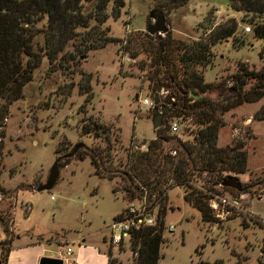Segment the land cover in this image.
<instances>
[{"label": "rangeland", "instance_id": "374dc122", "mask_svg": "<svg viewBox=\"0 0 264 264\" xmlns=\"http://www.w3.org/2000/svg\"><path fill=\"white\" fill-rule=\"evenodd\" d=\"M96 2L83 0V12L90 14ZM153 10L152 0H125L119 18L110 17L101 31L115 41L131 38V45H137L136 40L141 42L138 37L143 38L154 23L149 18ZM231 19L237 22L236 34L211 48V64L203 71L205 83L227 81V88L240 63L257 72L263 68L260 54L264 39L256 37L253 29L254 24L264 25V17H244L230 8L228 0H190L165 16L173 38L190 44L206 41L210 29ZM246 27L250 32L244 31ZM74 49L75 45H68L62 66L53 70L44 58L32 82L17 101L8 105L7 115L0 120V186L4 190L0 242H14L26 230L56 242L77 236L79 230L95 232V239L104 238L102 246L111 255V264H133L130 239L114 247L109 242L108 227L129 205L148 210L154 203L150 212L155 217L159 205L149 193L131 198L124 191L128 154L142 152V146L148 149L155 140L154 110H170L162 121L161 133L178 141L194 143L200 126L193 117L170 115L172 107L165 101L168 92L155 91L140 69L147 61L143 54L132 59L117 42L90 51L85 57ZM155 98L158 102L153 108L142 107L141 100L154 102ZM217 117L223 126L216 147L224 149L236 142L244 145L247 171L237 178L242 185L250 186L248 193L238 195L222 185H213L205 174L194 176L193 188L212 197L208 204L213 222L204 223L201 214L184 201L183 189L163 186L165 229L158 264H264V97ZM175 122L179 130L172 134L169 127ZM92 123L101 127L98 134H94ZM83 127L92 133L82 135ZM175 139L163 144L164 152L178 145ZM77 144L101 153L102 176L96 174L89 158L69 157ZM58 159L56 184L49 191L36 192L46 183ZM104 170L116 171L113 181L106 179ZM151 182L155 183L153 179ZM213 203L216 206L212 208ZM170 225L171 232L167 229Z\"/></svg>", "mask_w": 264, "mask_h": 264}, {"label": "trees", "instance_id": "16d2710c", "mask_svg": "<svg viewBox=\"0 0 264 264\" xmlns=\"http://www.w3.org/2000/svg\"><path fill=\"white\" fill-rule=\"evenodd\" d=\"M152 1L154 10L151 11L150 19L158 16L165 18L190 0ZM82 3L83 0H0V120L7 115L8 105L17 101L25 86L32 82L33 73L39 69L42 60L46 58L52 70L54 66L61 67L65 60L63 52L70 44L75 45L74 50L83 57L112 42L120 43L121 49L132 59L143 54L147 61L142 62L140 69L146 72V78L155 91L160 89L168 92L165 101L172 107L170 115L184 119L193 117L200 126L193 137L194 143L166 136L159 128L147 152L128 154L127 168L123 172L126 182L124 191L131 198L149 193V197L155 196L159 205L156 225L131 233L133 264H158L165 229L163 186L183 189L184 201L201 214L204 223L213 222L208 204L212 197L193 188L191 182L194 176L200 178L205 174L213 185H222L224 189H230L238 195L248 193L250 186L242 185L237 178L247 171L244 145L236 142L224 149L216 147L218 131L223 126L217 114L243 104L256 103L264 97V66L257 72L247 64L240 63L228 88L227 81L205 83L203 71L211 64V48L234 37L237 31L234 19L210 29L206 41L185 43L175 40L166 30L163 35L151 37L145 34L143 38L138 37L141 42L136 40L137 45H131V38L115 41L101 31L110 17L114 20L119 18L125 0H97L90 14L83 12ZM228 3L232 10L243 13L244 17H264V0H228ZM254 26V35L264 39V25ZM260 55L264 61V47ZM212 94L215 99L207 96ZM191 95L202 98L194 100ZM91 126L95 128L94 134H98L97 130L101 128L98 123H92ZM81 133L90 135L92 130L83 127ZM2 136L0 133V141ZM174 139L178 145L164 152L163 144ZM1 149L0 144V163ZM170 152L176 155L171 156ZM69 157L79 160L89 158L96 174L102 176L99 172V161L102 160L100 152L90 151L83 144H77ZM103 173L110 181L117 174L110 170H104ZM170 181L171 184H168ZM0 194H4L1 186ZM154 206L152 203L148 210ZM2 247L0 264H6L10 242L4 243ZM108 255L111 264V255Z\"/></svg>", "mask_w": 264, "mask_h": 264}, {"label": "crops", "instance_id": "0c3cea01", "mask_svg": "<svg viewBox=\"0 0 264 264\" xmlns=\"http://www.w3.org/2000/svg\"><path fill=\"white\" fill-rule=\"evenodd\" d=\"M26 231L17 235L15 241L10 243L6 264H39L45 257L61 259L64 264H110L109 253L102 246L104 238L102 241L95 239V232L85 233L79 230L77 236L56 242L35 237L33 232L29 234L31 231ZM27 235L30 237L23 239ZM67 248L71 249L70 254H67Z\"/></svg>", "mask_w": 264, "mask_h": 264}, {"label": "built area", "instance_id": "2783aa9c", "mask_svg": "<svg viewBox=\"0 0 264 264\" xmlns=\"http://www.w3.org/2000/svg\"><path fill=\"white\" fill-rule=\"evenodd\" d=\"M244 31L248 33L250 32V29L246 27ZM171 101L174 102V100ZM140 103L142 107L148 109L154 107L153 102L148 99L141 100ZM178 130H179V124L177 122L172 123L169 127V132H173L172 134H176ZM140 150L142 152H147L146 146H142ZM172 156H175V152L172 153ZM0 200H1V194H0ZM214 204L215 203L211 205L212 208L216 206ZM261 220L264 222V215L262 216ZM156 221H157L156 217L151 214L150 210H147L144 207L142 209H136L134 205H129L126 208V210H124L121 217L117 220H114L112 224L108 227L110 232L109 242L114 247H118L124 240L130 239L131 233L133 231H137L141 228L153 227L156 225ZM167 229L169 232H171L173 230V226L170 225ZM3 242H0V250L1 247L4 245ZM66 252L67 254H70L71 249L67 248Z\"/></svg>", "mask_w": 264, "mask_h": 264}, {"label": "water", "instance_id": "95a60500", "mask_svg": "<svg viewBox=\"0 0 264 264\" xmlns=\"http://www.w3.org/2000/svg\"><path fill=\"white\" fill-rule=\"evenodd\" d=\"M152 21L154 23L150 24L146 29V32L148 35L154 36L157 34L161 35V34L166 33V30H167L166 21L163 16L152 18ZM191 97L194 100L197 98H201V97H196L194 95H191ZM153 103L157 105V98H155ZM169 111L170 110L166 109V107H162L160 112H156V110H154L153 112L154 118L152 120V126L154 130H158L162 126V121L165 117H167V115L169 114ZM59 162H60L59 159L54 162V164L52 165L49 171V175H48L46 183L40 186L39 188H37L36 192L49 191L54 187L59 177V166H58ZM39 264H64V262L61 259L45 257L40 260Z\"/></svg>", "mask_w": 264, "mask_h": 264}]
</instances>
